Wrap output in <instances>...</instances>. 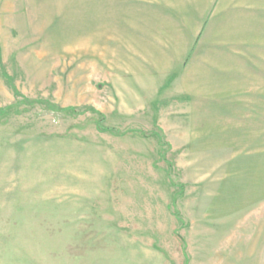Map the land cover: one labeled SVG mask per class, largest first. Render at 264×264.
<instances>
[{"label":"rangeland","instance_id":"1","mask_svg":"<svg viewBox=\"0 0 264 264\" xmlns=\"http://www.w3.org/2000/svg\"><path fill=\"white\" fill-rule=\"evenodd\" d=\"M125 10L0 0V264H264V0Z\"/></svg>","mask_w":264,"mask_h":264},{"label":"crops","instance_id":"2","mask_svg":"<svg viewBox=\"0 0 264 264\" xmlns=\"http://www.w3.org/2000/svg\"><path fill=\"white\" fill-rule=\"evenodd\" d=\"M51 1H71L76 2V8L79 9V17L94 18L98 17L99 12L97 9L104 7L109 9H119L115 12L118 17H123L122 13L125 9L141 8V7H256V0H51ZM106 1L109 4H100L99 2ZM151 2V3H150ZM124 9V10H123ZM117 22L126 20H115ZM114 21V22H115ZM82 22H103L99 20L86 19ZM105 22H111L107 20ZM113 22V21H112Z\"/></svg>","mask_w":264,"mask_h":264}]
</instances>
